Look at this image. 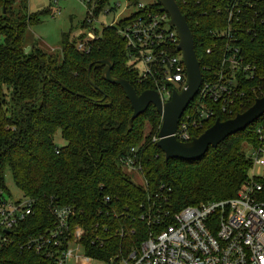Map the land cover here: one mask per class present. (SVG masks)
Listing matches in <instances>:
<instances>
[{"label": "trees", "instance_id": "obj_1", "mask_svg": "<svg viewBox=\"0 0 264 264\" xmlns=\"http://www.w3.org/2000/svg\"><path fill=\"white\" fill-rule=\"evenodd\" d=\"M16 1L19 5L13 8ZM92 1L95 14L107 2ZM174 1L191 30L202 80H210L220 56L206 54V49L213 42L221 44L212 32L225 26V16L217 11L224 0ZM153 4L160 9L156 0ZM49 13L48 9L29 12L26 0H0V186L7 190L3 177L8 168L33 206L32 214L12 231V242L0 248V264H57L23 245L54 227L55 207L73 208L72 222L84 230L87 254L117 261L152 232L154 223L148 220L155 206L171 216L188 205L236 195L249 178L251 159L246 149L257 145L255 127L264 122V114L198 160H165L153 140L160 127L154 106L149 105L129 127V100L120 86L103 78L102 61L108 58L110 74L127 80L137 94L153 88L138 81L128 64L117 26H103L87 52L75 48L70 32L61 34L60 54L48 53L33 42L25 52L27 29ZM125 21L120 19L117 25ZM235 25L249 69L238 75L230 103L206 101L215 115L192 131L194 137L216 119L224 121L243 112L264 94V2L245 6ZM85 26L84 19L81 27ZM57 130L64 145L54 142ZM124 157L140 161L144 183L132 181L124 171Z\"/></svg>", "mask_w": 264, "mask_h": 264}, {"label": "built area", "instance_id": "obj_2", "mask_svg": "<svg viewBox=\"0 0 264 264\" xmlns=\"http://www.w3.org/2000/svg\"><path fill=\"white\" fill-rule=\"evenodd\" d=\"M81 1L86 5L91 29L74 37L78 51H89L91 42L101 34V30L92 26L99 14H111L123 8L127 11L121 18L125 23L117 25L118 21L110 25H116L124 39L127 62L137 72L138 81L152 84L150 89L158 93L162 104L169 101L173 91L185 89L187 72L178 49L177 31L169 15L154 8L153 0H107L97 14L92 0ZM53 2L57 4L58 0ZM261 2L264 0H224L218 8L225 16V26L212 35L220 38L221 44L218 47L213 42L206 49V54L220 56L216 75L202 80L196 102L178 122L174 133L177 140L190 141L194 137L192 131L201 129L205 120L215 115L206 101L230 103V91L237 84L238 75H246L249 69L241 54L235 23L239 22L245 6ZM255 134L257 145L248 149L252 164L249 178L235 196L188 205L171 216L161 206H155L153 218L148 220V224L154 223L152 232L137 249L129 250L117 261L85 252L84 230L73 225L72 207L53 208L54 227L29 237L23 245L54 258L57 264H92L93 260L107 264H264V122L256 125ZM130 152L135 155L136 149L131 147ZM121 163L125 170L140 173L137 159L124 157ZM32 212L30 199L22 196L11 200L9 192L0 186V248L12 242V231Z\"/></svg>", "mask_w": 264, "mask_h": 264}, {"label": "water", "instance_id": "obj_3", "mask_svg": "<svg viewBox=\"0 0 264 264\" xmlns=\"http://www.w3.org/2000/svg\"><path fill=\"white\" fill-rule=\"evenodd\" d=\"M160 9L170 17V23L176 29L180 50L187 72V84L181 92L173 91L166 103L162 104L155 90L147 89L137 94L132 85L122 78H115L110 74L111 62L104 59L105 67L102 71L103 78L113 84L120 86L129 100L132 115L128 124L131 127L133 120L142 114L149 105H153L160 116V127L157 133V147L164 154V159H180L184 161L198 160L205 155L210 147H216L226 137L233 135L247 126L251 125L264 114V94L255 99L253 104L241 113L230 119L214 123L205 129L197 137L183 142L176 139L174 133L178 122L186 108L197 95L201 83L202 74L199 62L194 52V44L191 30L186 22L185 16L179 10L174 0H156ZM30 49L27 46L24 51ZM89 71V67L87 69Z\"/></svg>", "mask_w": 264, "mask_h": 264}, {"label": "rangeland", "instance_id": "obj_4", "mask_svg": "<svg viewBox=\"0 0 264 264\" xmlns=\"http://www.w3.org/2000/svg\"><path fill=\"white\" fill-rule=\"evenodd\" d=\"M29 12L42 11L48 9L49 14L42 16L41 22L35 25H31L26 33L27 47L32 42L37 44L41 49L48 53L60 54L61 51V34L70 32L71 37L81 36L87 30L91 29L90 24L87 22L86 5L81 0H58L57 4H54L53 0H26ZM12 6L13 8L18 6L16 1ZM17 4V5H16ZM127 14V11L123 8L117 9L111 14L101 13L98 15L92 26L97 30H101L103 26L110 25L112 22H118L122 17ZM86 20V26L81 27V22ZM74 38V39H75ZM29 51V50H28ZM27 51V52H28ZM147 131V126L145 127ZM54 142L58 145H64L66 143L60 136L59 130L54 134ZM245 148H247L245 146ZM247 155L249 154L248 150ZM252 168V164L250 170ZM124 171L131 176V180L136 183H144V180L140 173L131 172L124 169ZM4 184L10 194V199L15 200L21 198L23 195L20 189L15 185L11 171L7 168L4 171ZM7 197H9L7 195ZM92 264H107L103 261L93 260Z\"/></svg>", "mask_w": 264, "mask_h": 264}]
</instances>
